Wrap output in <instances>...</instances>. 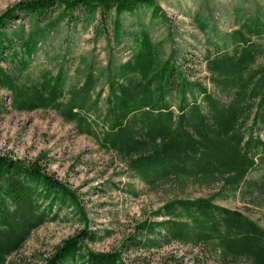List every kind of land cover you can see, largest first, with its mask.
Instances as JSON below:
<instances>
[{"label": "trees", "instance_id": "trees-1", "mask_svg": "<svg viewBox=\"0 0 264 264\" xmlns=\"http://www.w3.org/2000/svg\"><path fill=\"white\" fill-rule=\"evenodd\" d=\"M145 8L152 18L168 20L155 0L17 1L0 13V59L7 49L15 63L12 69L0 65V90L7 92L10 110L52 109L79 134L92 136L123 161L131 180L153 189L177 184L178 193L188 181L217 185V191L165 201L153 213L157 218L139 222L120 249L96 252L86 241L99 236L89 228L76 191L37 160L25 164L0 154V264H8L32 231L58 219L63 209H73L83 227L56 245L42 264H127L122 250L160 249L172 242L204 246L225 262L264 264V227L215 202L222 192L264 198V63H258L264 22L248 15L227 39L221 37V44L209 41L213 50L202 56L207 74L201 80L191 77L190 56L175 47L165 55L166 40L154 41L145 23L124 26L123 14ZM22 18L31 25L28 31L21 21L7 30ZM193 18L205 32L207 22L199 14ZM62 22L95 23L94 37L106 40V64L81 55L72 68L75 81L70 76L74 60L67 56L55 72L29 73L40 45ZM127 40L131 44L122 59L117 53L127 48ZM259 166L260 178L248 177ZM122 184L127 194L140 195L133 182Z\"/></svg>", "mask_w": 264, "mask_h": 264}, {"label": "rangeland", "instance_id": "rangeland-1", "mask_svg": "<svg viewBox=\"0 0 264 264\" xmlns=\"http://www.w3.org/2000/svg\"><path fill=\"white\" fill-rule=\"evenodd\" d=\"M17 1L0 0V13ZM155 1L166 12V22L152 18L150 10L145 8L133 15L123 14L124 26H136L139 21L145 23L154 41L166 40L165 55L171 47H175L180 54L190 56L191 63L187 61L186 66H192L191 77L201 80L207 74L202 56L206 49L213 50L209 41L221 44V37L227 39V34L248 15H257L264 22V0ZM195 14L207 22L205 32L200 30L193 18ZM20 21L28 31L31 25L26 18L10 22L7 30L13 29ZM94 26L95 23H80L74 27L73 24L62 22L57 31L42 42L27 71L33 75L43 69L55 72L62 56H67L69 61L74 60L69 64L70 76L75 81L77 77H73L72 68L81 55L96 56L102 64H106V40L103 35L94 37ZM110 30L111 24H108L107 34H110ZM259 40L264 45V35ZM130 44V40H127V48L120 49L117 55L124 59L128 51L124 53L123 50L129 49ZM5 51L4 56L7 57L4 59L2 56L0 65L12 69L15 63L9 60V51ZM258 63H264V53ZM260 134L264 138V130ZM0 154L25 164L37 160L46 172L76 191L86 212L89 228L97 230L99 236L93 242L86 241L88 248L96 252L120 249L139 222L157 218L153 213L165 201L175 197H209L218 187L201 186L188 181L183 185V191L178 193L177 184L165 183L153 189L137 179L131 180L125 173L123 161L113 152L102 149L92 136L79 134L71 123L62 120L52 109L10 110L8 94L4 90H0ZM262 172L259 166L248 177L259 179ZM127 181L133 182L140 190L138 197L123 191L122 182ZM215 200L217 204L248 215L264 227V198L222 192ZM82 227L83 222L73 209H63L58 219L34 229L23 247L8 258V264H42L56 245ZM104 230L110 233L106 235ZM122 256L127 264H242L221 261L204 246L192 247L179 242H172L160 249L122 250Z\"/></svg>", "mask_w": 264, "mask_h": 264}]
</instances>
